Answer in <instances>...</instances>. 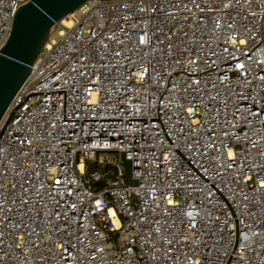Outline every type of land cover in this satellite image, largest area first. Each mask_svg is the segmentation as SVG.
<instances>
[{"label":"built area","instance_id":"1","mask_svg":"<svg viewBox=\"0 0 264 264\" xmlns=\"http://www.w3.org/2000/svg\"><path fill=\"white\" fill-rule=\"evenodd\" d=\"M28 1L0 0V49ZM55 29L0 122V264H264V0H87Z\"/></svg>","mask_w":264,"mask_h":264},{"label":"water","instance_id":"2","mask_svg":"<svg viewBox=\"0 0 264 264\" xmlns=\"http://www.w3.org/2000/svg\"><path fill=\"white\" fill-rule=\"evenodd\" d=\"M87 0H30L16 12L9 37L0 49V122L18 89L28 77L31 67L52 29ZM0 130L2 135L6 124ZM125 184L136 186L131 178L129 161L122 160Z\"/></svg>","mask_w":264,"mask_h":264},{"label":"rangeland","instance_id":"3","mask_svg":"<svg viewBox=\"0 0 264 264\" xmlns=\"http://www.w3.org/2000/svg\"><path fill=\"white\" fill-rule=\"evenodd\" d=\"M57 30L55 29L49 36V39H57ZM99 161L104 164H109V169L113 170V165L120 159L118 154L115 153H101L99 156ZM95 160V158H94Z\"/></svg>","mask_w":264,"mask_h":264},{"label":"trees","instance_id":"4","mask_svg":"<svg viewBox=\"0 0 264 264\" xmlns=\"http://www.w3.org/2000/svg\"><path fill=\"white\" fill-rule=\"evenodd\" d=\"M92 165V164H91Z\"/></svg>","mask_w":264,"mask_h":264}]
</instances>
